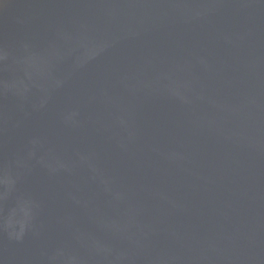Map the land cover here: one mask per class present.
<instances>
[{
    "label": "water",
    "instance_id": "95a60500",
    "mask_svg": "<svg viewBox=\"0 0 264 264\" xmlns=\"http://www.w3.org/2000/svg\"><path fill=\"white\" fill-rule=\"evenodd\" d=\"M0 264H264V0H0Z\"/></svg>",
    "mask_w": 264,
    "mask_h": 264
}]
</instances>
